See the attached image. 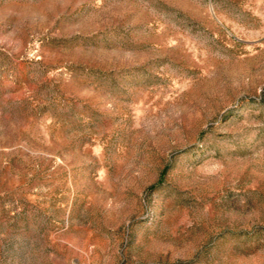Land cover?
Masks as SVG:
<instances>
[{
  "label": "rangeland",
  "instance_id": "1",
  "mask_svg": "<svg viewBox=\"0 0 264 264\" xmlns=\"http://www.w3.org/2000/svg\"><path fill=\"white\" fill-rule=\"evenodd\" d=\"M0 264H264V0H0Z\"/></svg>",
  "mask_w": 264,
  "mask_h": 264
}]
</instances>
